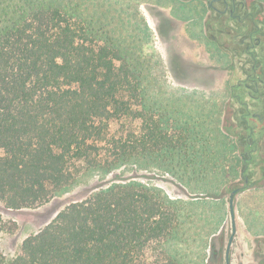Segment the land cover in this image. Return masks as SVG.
I'll list each match as a JSON object with an SVG mask.
<instances>
[{
	"label": "trees",
	"instance_id": "trees-1",
	"mask_svg": "<svg viewBox=\"0 0 264 264\" xmlns=\"http://www.w3.org/2000/svg\"><path fill=\"white\" fill-rule=\"evenodd\" d=\"M125 5L0 0L5 209L44 206L89 171L111 172L138 159H177L195 169L216 156L215 125L187 116L174 98L148 103L139 58L148 28L127 26ZM185 223L183 205L162 190L116 183L65 206L24 239L17 255L0 250V264H185L167 248L182 239ZM17 229L0 215V231Z\"/></svg>",
	"mask_w": 264,
	"mask_h": 264
},
{
	"label": "rangeland",
	"instance_id": "rangeland-1",
	"mask_svg": "<svg viewBox=\"0 0 264 264\" xmlns=\"http://www.w3.org/2000/svg\"><path fill=\"white\" fill-rule=\"evenodd\" d=\"M127 2H130V5H125L127 13L121 15L127 26L128 22L132 25L140 22L141 27L146 23L148 28L149 35L145 38L147 44L142 46L145 35L143 29L141 32L142 43L139 44V50L141 49L142 53L139 58L141 61L144 60L143 70L146 74L144 86L152 97L148 103L158 105L162 101L167 102L169 98H174L181 106H185L188 116L190 108L199 105L198 101L202 99L199 94L192 93L191 86L184 85L172 77L167 65V58L172 64L178 65L181 74L196 81L210 82L212 71L205 65L203 68L200 67L195 55L197 45L180 34L178 28L180 26L171 19L165 28L169 38L167 49L166 45L158 38L156 23L152 16L158 11L154 9V6L170 5L176 1L127 0ZM254 3L260 5L264 12V0H254ZM189 5H194V3ZM178 12L184 13L185 10L180 8ZM200 13V10L193 8L191 11L189 9L187 15L196 19L200 17ZM224 19L226 20V18ZM208 26H210L211 32L213 30L212 20L209 21ZM218 26L217 22L216 33L219 29L222 30L218 35L224 42V46L228 48L234 46L233 35L237 32H244L241 25L234 28L232 22L229 21L223 25L226 26L225 28ZM228 29L231 31L227 32ZM129 30H132V27ZM241 38L240 35L236 37V39ZM236 48L238 54L237 56L234 54L237 67L234 74L235 82L244 76L242 65L247 60L241 48ZM219 56L221 57V53ZM135 64L140 66L139 62H135ZM229 90L227 85L226 92L222 91V98L229 97ZM200 91L201 89H199ZM235 92L243 95V101L247 98L253 102L245 94L243 88H236ZM241 109L245 110V105H240L237 102L236 104L234 102L227 104L224 109L223 128L234 137L237 132H242L236 123V120L239 121ZM201 113L206 115L202 109ZM251 113L264 115V108L259 104L258 107L252 109ZM248 119L256 125V128H260L256 123L258 119L253 120L251 117ZM262 133L264 134V121ZM258 149L259 152L253 159L254 167L250 168V182H254V184L259 182V186L264 187V154L261 146ZM245 151L247 149L242 146L241 154H238L234 160L221 159L220 164H217L215 156L210 163L199 165L195 169L190 165H182L177 159L170 161L138 159L125 163L111 172L89 171L76 185L57 195L50 203L36 209L10 210L5 209L0 203V215L6 220H14L18 224V229L13 233L0 231V250L10 257L17 255L21 252L22 243L28 235L44 227L71 202L84 199L93 192L113 184L132 181L158 188L183 205L186 216L185 231L182 234V239H175L167 244L169 252H179L182 262L185 264H226L225 255L233 229L229 198L233 189L244 186L241 171L245 166L242 157V152ZM260 187L259 190H247L237 197V207L235 208V212L237 209V232L230 251L231 264H264V235L257 234L264 232V214H258L245 206V202L248 200L258 202L254 206L260 212L262 206L259 204L263 197Z\"/></svg>",
	"mask_w": 264,
	"mask_h": 264
},
{
	"label": "flooded vegetation",
	"instance_id": "flooded-vegetation-1",
	"mask_svg": "<svg viewBox=\"0 0 264 264\" xmlns=\"http://www.w3.org/2000/svg\"><path fill=\"white\" fill-rule=\"evenodd\" d=\"M175 1L177 4H175L174 8L170 7L169 5H155L154 9L157 10L159 14L152 13L156 23L155 25L158 38L166 45V48L169 38L166 34L167 32L165 31V28L169 19H171L180 26L178 27L179 32L185 37L187 36L185 27L189 23H193L195 26H202L206 32L208 41L215 45L217 43L230 55L231 64L229 69L233 76L230 78L229 88L231 97L229 103L234 102V104H236L237 102L240 105H245V110L241 109L239 111V121L236 120L238 127H240V123H245V125L242 132H237L235 136L240 149L242 146L247 149V151L242 152L245 166L242 169L241 176L244 180V186L246 185L245 181H248L247 187L252 186L254 185V182H250V168L252 166L254 167L253 159L259 152L258 148L261 146V143L264 139V134H261V129H263L264 115L259 113H251L252 109L258 107L259 104L264 108V12L262 11V7L254 3V0ZM190 3H194V5H189ZM178 8H183L185 10L184 14L182 13L179 15L176 13V11L179 10ZM193 8L201 11L200 17L194 19L192 16L190 17V15H187L189 9L191 11ZM223 18H226V20H223ZM210 20H212L213 28L211 32L210 26H208ZM227 21L232 22L234 28H237L238 25H241L244 29V32H237L233 35L234 46L231 48L224 46V42L219 36V31L222 30L219 29V31L216 33V23H219V28H225L226 26L223 25H225ZM230 31V29L227 30V32ZM239 35L242 38L236 39V37ZM236 47L241 48L247 60L242 65L244 76L235 82L234 74L237 67L235 64L234 54L236 56L238 54L236 52ZM167 64L171 75L175 79L189 82V80H186L187 76L181 74L177 64H172L169 59ZM248 66L250 67L248 68ZM212 69L216 70V67H213ZM236 88H243L246 92L245 94H247V96L252 99L253 102L247 100V98H245L243 101V95L236 93ZM250 117L253 118V120L258 119L256 123L260 126V128H256V125L249 121L248 118ZM244 141L246 143H244Z\"/></svg>",
	"mask_w": 264,
	"mask_h": 264
},
{
	"label": "crops",
	"instance_id": "crops-1",
	"mask_svg": "<svg viewBox=\"0 0 264 264\" xmlns=\"http://www.w3.org/2000/svg\"><path fill=\"white\" fill-rule=\"evenodd\" d=\"M176 2L170 4V7L175 6ZM179 9V8H178ZM180 10V9H179ZM177 13L181 15L177 10ZM184 14V13H183ZM188 17V16H187ZM185 32L187 33V38L197 45L196 59L199 61L198 64L201 68L207 66L210 71H212V79L210 82L196 81L191 77L187 76L186 80L189 82L180 81L182 84L191 86L193 89L192 93H197L200 95L202 100H199V105H195L194 108H190L189 116L192 115L194 118L201 121L207 122L210 126H216V163L220 164V160L224 159L226 161L234 160L238 154H241V149L236 141V138L232 135H229L223 128V115L225 113L224 109L230 101V90L229 97L222 98V91L226 92L227 85L230 86V78L232 73L230 72L231 58L230 55L216 43L208 41L206 32L202 26H195L193 23H189L185 27ZM167 49V48H166ZM221 53V57L219 56ZM168 62V58H167ZM168 65V64H167ZM216 67V70L212 68ZM170 72V71H169ZM171 74V73H170ZM173 77V76H172ZM199 89L201 91L199 92ZM230 89V88H229ZM201 109L206 112V115L201 113ZM199 113V115H197ZM216 117H214V116ZM221 120V121H220ZM214 126V127H215ZM228 136H226V134ZM261 149L264 154V139L261 143ZM235 152V153H234ZM242 172V171H241ZM259 182L255 183L252 186L244 187L238 192L235 198V208L237 207V197L243 192L251 189L259 190ZM261 195L263 196L259 206H262L260 212L256 206L258 202H245V206L253 209L256 213L264 214V187H260ZM237 212V209H236ZM261 233V234H259ZM259 235H264V232H258Z\"/></svg>",
	"mask_w": 264,
	"mask_h": 264
},
{
	"label": "water",
	"instance_id": "water-1",
	"mask_svg": "<svg viewBox=\"0 0 264 264\" xmlns=\"http://www.w3.org/2000/svg\"><path fill=\"white\" fill-rule=\"evenodd\" d=\"M246 185L244 187H247L248 181H245ZM244 187H237L233 189L230 193V198H229V205H230V213H231V219H232V234L229 238L228 245H227V250H226V263L231 264L230 262V251H231V246L234 241L236 232H237V226H236V212H235V196L236 194L242 190Z\"/></svg>",
	"mask_w": 264,
	"mask_h": 264
}]
</instances>
